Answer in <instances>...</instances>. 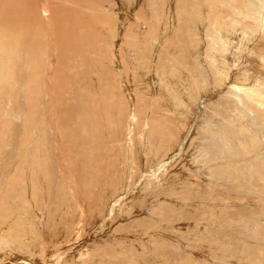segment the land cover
<instances>
[{"label":"rangeland","instance_id":"374dc122","mask_svg":"<svg viewBox=\"0 0 264 264\" xmlns=\"http://www.w3.org/2000/svg\"><path fill=\"white\" fill-rule=\"evenodd\" d=\"M62 2L0 28V264H264V0Z\"/></svg>","mask_w":264,"mask_h":264},{"label":"bare ground","instance_id":"6f19581e","mask_svg":"<svg viewBox=\"0 0 264 264\" xmlns=\"http://www.w3.org/2000/svg\"><path fill=\"white\" fill-rule=\"evenodd\" d=\"M62 1V0H61ZM83 0H63V2L61 3V6L63 7V5H66V4H69V3H75L76 5H79L80 3H82ZM201 1H206L207 5H209V3L207 2V0H200V3ZM50 2H52V0H39V2H36V0H0V28L2 29H5V28H8L9 26L11 25H14V24H20L21 26H23V30L25 29H29L31 31H34L36 34V38L38 37V29H40V31L43 29L44 26H49L47 23V20L44 18L43 15L45 16H49L50 14H52L53 12V9L50 8ZM205 3V2H204ZM61 7V8H62ZM58 9L59 7H57V11L56 13H53L52 16H51V21L49 20V22H59V26L61 25L60 24V20H58V14H61L60 12L58 13ZM66 9V8H65ZM65 13V12H64ZM15 16H16V22H15ZM39 16H41V18L39 19ZM66 16V15H65ZM46 22V23H45ZM145 24V23H144ZM20 26V28H21ZM59 26L56 27L55 25L52 24V29L53 30H58L59 29ZM16 27V26H15ZM149 27V26H148ZM147 28V27H146ZM234 29V28H233ZM10 32V30H8ZM13 31V30H12ZM17 31V30H15ZM44 31V29H43ZM4 34V33H2ZM59 34V31L57 32L56 35ZM7 35V34H5ZM61 35V34H60ZM49 36V35H48ZM47 36V37H48ZM62 36V35H61ZM65 36V35H64ZM66 37H59V39H62L64 40ZM3 39V38H2ZM54 39V38H52ZM67 39V38H66ZM23 42V41H22ZM47 42V41H46ZM244 42V41H243ZM239 44V43H238ZM65 44L62 45L65 46ZM243 46V44H241ZM4 46V45H3ZM37 46H39L38 42L37 41H34V42H27V41H24L20 48H32V49H35L37 48ZM49 46V45H48ZM229 46V45H228ZM241 47V46H240ZM229 48V47H228ZM5 50V49H4ZM225 51V50H224ZM230 51V50H229ZM227 51V52H229ZM262 51L263 55H264V46L262 47ZM61 53V52H60ZM262 53L259 55L261 57L264 58V56H262ZM233 54V53H232ZM240 54V53H239ZM66 56V55H65ZM234 56H236L234 54ZM222 57V56H221ZM259 57V58H261ZM224 61V60H223ZM36 65V64H35ZM256 72V71H255ZM225 73V72H224ZM223 73V74H224ZM225 75V74H224ZM263 86V85H262ZM7 87V86H6ZM247 93V92H246ZM253 93H256L258 96H260L262 94V92H258V91H253ZM234 94V93H233ZM248 94V93H247ZM246 95V94H245ZM249 95V94H248ZM236 96H239V100L243 103L244 99H242L241 95H238L236 94ZM250 97V95H249ZM251 100V99H250ZM49 102V101H48ZM246 103V102H245ZM236 109L238 110L240 107L239 106H235ZM251 108V107H249ZM75 109V108H74ZM133 111V110H132ZM136 112V111H135ZM229 112V111H228ZM231 112V111H230ZM232 113V112H231ZM230 113V114H231ZM229 116V115H228ZM234 116V115H232ZM230 116V117H232ZM37 117V116H36ZM130 117L132 118V120H134L136 118V115L135 113L133 112H130ZM51 118V117H50ZM259 118V117H257ZM256 118V120H258ZM237 119V118H236ZM52 120V119H50ZM67 120H72V117H67L66 118V121H63V123L67 122ZM231 121V120H229ZM148 120L147 119H144L143 123L141 125H136L138 131H139V134L143 136V138H145V136H148L149 133L148 131L151 129L150 127L152 126H148ZM264 122V121H263ZM151 125V124H150ZM228 125H231L228 123ZM116 127H119V126H116ZM153 128L155 129V126H153ZM239 128V127H238ZM244 129V128H243ZM133 129L131 127H129V131H132ZM134 130L136 131V128L134 127ZM151 131V130H150ZM251 131V130H249ZM123 133V132H122ZM163 133V132H162ZM251 134V133H250ZM151 135H153L151 133ZM156 136V135H155ZM168 136V134L166 135V137ZM171 136V135H170ZM123 136H121V139H122ZM165 138V136H164ZM120 139V140H121ZM245 139V138H244ZM247 139V138H246ZM242 140V139H241ZM254 140V139H253ZM108 141H111V140H108ZM258 141V140H257ZM139 142V141H138ZM246 142V141H245ZM255 142V141H254ZM72 143V142H71ZM247 143V142H246ZM164 144V143H163ZM256 145V144H255ZM149 148L150 146L146 145L144 142H143V148L146 149ZM163 150V149H162ZM163 152V151H162ZM154 153V152H153ZM128 156V155H127ZM160 158H162V155H160ZM122 159V158H121ZM129 159V158H128ZM125 160V159H124ZM154 162V161H153ZM158 163V162H156ZM153 164V163H152ZM120 165V164H119ZM165 167V166H164ZM157 170V169H156ZM148 173V172H147ZM150 173V172H149ZM154 174V173H153ZM152 175V174H151ZM177 180H174V182H176ZM110 182V181H109ZM137 182V181H136ZM76 187V185H75ZM123 189V186L121 188H118L119 191ZM174 188L171 187V194H172V197L173 199L175 198V196L177 195L174 190H172ZM76 190V188H75ZM87 190V189H86ZM81 191H76L77 193L75 194L76 196V199L77 197H80L79 194H81ZM88 191V190H87ZM106 191V190H105ZM118 191V192H119ZM167 192V190H165ZM163 191V192H165ZM86 192V191H85ZM87 195V193H85ZM155 194H156V191H155ZM164 194V193H163ZM158 195V194H157ZM161 195V193L159 194ZM171 197V196H170ZM171 197V198H172ZM182 197H180L181 199ZM78 200V199H77ZM87 200V199H86ZM169 200V199H168ZM174 200H177L176 198ZM81 201V200H80ZM171 201V200H170ZM179 201V200H178ZM184 201V200H183ZM201 202V201H200ZM73 204H71V207H72ZM179 205V204H178ZM82 208V207H81ZM86 208L87 206L84 205V208H83V214H80V219H82V217H85V216H89V215H92L89 214V215H86ZM159 211V210H158ZM173 213V212H172ZM159 214V213H158ZM220 214V213H219ZM163 215V214H162ZM166 215V214H165ZM163 215V216H165ZM168 215V214H167ZM171 215V214H170ZM208 215V214H207ZM172 216V215H171ZM177 216V215H176ZM174 217V216H173ZM213 217V216H212ZM88 218V217H86ZM172 219V218H171ZM170 219V220H171ZM213 219V218H212ZM216 219V218H215ZM165 220V219H164ZM217 220V219H216ZM218 221V220H217ZM67 222V221H66ZM72 222V221H71ZM80 223V222H79ZM212 223V222H211ZM260 223V222H259ZM66 225V224H65ZM216 229V228H215ZM228 229V228H227ZM222 230V229H220ZM224 230H226L224 228ZM178 234V233H177ZM198 236V235H197ZM202 236V235H201ZM40 237V241H43L44 243V246L47 245V243L43 240V235L41 234ZM187 237V236H186ZM49 238V237H48ZM53 238V237H52ZM182 238V237H181ZM51 240V239H50ZM205 244V243H204ZM183 245V244H182ZM208 246V245H207ZM165 252V251H163ZM166 253V252H165ZM62 255V254H61ZM39 260V259H38ZM146 261V260H145Z\"/></svg>","mask_w":264,"mask_h":264}]
</instances>
